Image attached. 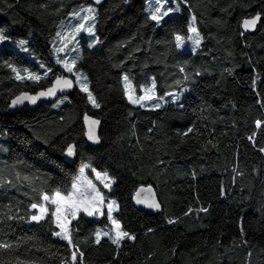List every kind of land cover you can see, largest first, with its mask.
I'll use <instances>...</instances> for the list:
<instances>
[{
	"label": "trees",
	"instance_id": "trees-1",
	"mask_svg": "<svg viewBox=\"0 0 264 264\" xmlns=\"http://www.w3.org/2000/svg\"><path fill=\"white\" fill-rule=\"evenodd\" d=\"M87 5L97 10L98 41L83 44L76 67L100 106L76 88L61 103L9 112L15 95L63 72L51 40ZM145 8L146 0H0V29L26 47H0V243L11 245L0 264H72L73 251L76 264L80 253L82 264H264V0H182L162 23ZM256 13L257 28L243 30ZM192 14L202 40L180 51L176 36L189 33ZM29 54L53 72L23 75L35 68ZM124 72L137 88L154 79L159 95L190 91L179 104L141 107L126 97ZM85 113L101 120L98 146L87 142ZM72 142L74 162L64 157ZM83 163L114 178V218L134 239L95 242L99 227L112 226L105 207L98 219L80 212L71 222L72 245L54 235L51 213L31 221V205L67 193ZM144 183L155 186L160 210L135 204Z\"/></svg>",
	"mask_w": 264,
	"mask_h": 264
},
{
	"label": "rangeland",
	"instance_id": "rangeland-1",
	"mask_svg": "<svg viewBox=\"0 0 264 264\" xmlns=\"http://www.w3.org/2000/svg\"><path fill=\"white\" fill-rule=\"evenodd\" d=\"M181 2H182V0H160V3L163 5V7L161 8V12L168 10V9H172V11H170L167 16H164L163 19L159 23H162L164 21V19L169 17L170 15H174L176 13H179L181 10ZM159 6L160 5L157 4L155 2V0H146L145 10H146L147 14L151 17L152 12H154L155 9ZM89 8H91L93 11L92 12L87 11ZM74 13H78V15H74ZM92 17H94V19ZM96 19H97L96 7L93 5L83 6L80 9L72 12L71 15L68 17V19H66L60 23L55 35L53 36V38L51 40L52 60L60 68H62L63 72L74 77V79L76 80V83H77V88L81 89L82 84H87L88 90L91 93H92V91L90 88L87 73L84 70L78 69L76 67V63L82 55L83 44L85 42L87 43V45H89L91 47L95 46L97 44L98 39H97V35L95 32ZM81 24L84 25V28L80 29V31H77V29L80 28ZM193 26L196 28L197 33L199 34L200 43H201L202 35L197 28L195 17L192 14L190 16L189 29H190V27H193ZM89 28L92 29V32L88 31ZM58 33H59V35H58ZM0 34H2L5 37V39L0 40V47H2L3 45H10V46H13V47H16V48H19L21 50L26 51V47L24 46V44L21 45V43H20L21 40H14V39L10 38L9 36L5 35L1 29H0ZM178 35L183 38L182 42L179 43V45H178L180 51L195 50L197 48L196 44L194 43L195 34L192 33L190 30H189V33L187 35H181V34H178ZM189 37H192L193 39H189ZM177 44H178V42H177ZM59 49H62V51H58ZM29 56H30V59L34 62L35 68H31L33 70H31L28 67H24V68L20 69L19 72H23L22 73L23 75H25L27 77L29 75L39 76L41 78L43 76L47 77L53 72L55 67L52 64H50L46 60L39 58L33 54H29ZM65 62L68 64L69 67H72V69H73L72 72L67 71V69L65 68ZM125 76L128 77V83L131 85L132 94L135 98H138L140 96L145 95V92L143 91V89L151 88L153 82H155V80L152 79V81L149 85H144V86H141L140 88H137L134 86L129 75L126 72H124V73H122V76H121V80H122V84L124 86V89H125V80H124ZM189 91H190V87L185 86L179 92H169L165 95H159L156 92V85H155V89H154L155 97L151 100H144L141 103L144 105L143 107H152V106H155L156 104L162 105L168 101L179 104L182 96L184 94L188 93ZM85 93L88 97V93L87 92H85ZM125 94H126V97L128 98V95L126 93V89H125ZM92 95H93V93H92ZM93 97H94V95H93ZM64 99H65V96H62V97L58 98L54 104L61 103ZM135 105H140V104H135ZM84 165H88V167H90V165L88 163L81 164L79 166L78 173L72 182V185H73V183L79 182L78 187L81 189V191H83L85 188L88 187L87 181H91L92 185L95 186V189L103 197V204L100 205L99 212H96L94 215L89 216V217L94 218V219L100 218L102 215L104 207L108 210L109 203L112 201H115V204L113 205L112 218L114 220H116L114 218V212L117 211V209H118V203L111 196V193L113 192L114 178L107 171H100V170H97L95 168L92 169V174H89V172L87 171L88 167L85 168L83 176H82L80 173V169ZM93 170H95V171H93ZM96 173H100L101 177H103V175L106 173L109 180L111 181L110 186L105 187L104 184L109 183V180H105L102 182V179L97 178ZM71 188H72V186H71ZM71 188L69 191H71ZM89 191H91V189H89ZM61 193L64 195H67V193H63V192H61ZM93 195H95V193H93ZM49 196L51 197V196H53V194L49 195ZM41 204H45V206L48 208V213H52L55 209V205H52L50 203H46L44 200H43V203H41ZM35 210H36V212L34 214H38L39 209H35ZM80 212H83V211H80ZM80 212H78L76 214V218L79 216ZM84 213H86V212H84ZM75 219H73L70 215L68 216V220L70 221V223L68 225L69 230H70L71 222ZM109 221L111 222V225H112L111 227H99L97 229L96 233L97 232H100V233L107 232V233H109V235L108 236H102V237L115 238V236H116L115 226L113 225L112 220L109 219ZM54 222H55V218H54ZM58 231H60L59 228H57L55 232H58ZM121 231H123L122 228H121Z\"/></svg>",
	"mask_w": 264,
	"mask_h": 264
},
{
	"label": "snow or ice",
	"instance_id": "snow-or-ice-1",
	"mask_svg": "<svg viewBox=\"0 0 264 264\" xmlns=\"http://www.w3.org/2000/svg\"><path fill=\"white\" fill-rule=\"evenodd\" d=\"M97 2H99V0H97ZM155 2L157 4H159L160 6L157 7L154 12H152L151 19L153 21H156L157 23H159L163 19L164 16H167L169 14V12L172 11V9H168V10L161 12V8L163 7V5L160 3V0H155ZM87 11L92 12L93 10L91 8H89ZM74 15H78V13H74ZM92 18L94 19V17H92ZM258 18L259 17H257L256 19H258ZM256 19L245 20L244 25H243L244 28L247 29L250 27H254L256 24ZM82 28H84L83 24L80 25V28H78L77 31H80V29H82ZM189 30L195 34L194 43L198 47L200 44V38H199V34L197 33L196 28L193 26V27H190ZM88 31L92 32V29L89 28ZM58 35H59V33H58ZM3 39H5V37L2 34H0V40H3ZM182 39L183 38L181 36H179V35L176 36V40L178 42V45H179V43L182 42ZM189 39H193V38L189 37ZM20 43H21V45H23L25 42L21 41ZM58 51H62V49H59ZM65 68L69 72L73 71L72 67H69L66 62H65ZM13 71H16V70L13 69ZM23 78L24 77H21L19 72H17V79H23ZM28 78L35 80V81H38L40 79L39 76H32V75H29ZM124 80H125L126 93L128 95V99H129L130 103L140 104V106L143 107L144 105L141 103L142 101L151 100L155 97V92H154L155 82H153L151 88L143 89V91L145 92V95L140 96L138 98H135L132 94L131 85L128 83V77L125 76ZM70 87H72V82L70 80L57 79L55 87L48 89V91H46V92L39 93V96H52V95H55V92L57 91V89L62 90L63 88H70ZM81 89L88 93V100L92 103V105L94 107L98 108L100 105L96 102L95 97H93L92 93L88 90L87 84H82ZM39 96H28L26 94L22 95V96H18V97H16L15 100L12 101V104H13V106H15L18 103H22L24 100H29L32 103H35L36 100L39 98ZM159 106H160L159 104L155 105V107H157V108ZM85 120L89 123L88 138L94 142H99V138L96 135V128H95V126L99 124V121L98 120H90L87 116L85 117ZM260 124H261L260 121H256L257 127H259ZM189 131H191V129H189ZM262 151H264V149H262ZM73 154H74L73 148L69 147L68 148V155H73ZM87 167H88V165H84L81 167L80 173L82 176H83L85 168H87ZM93 171H95V170H93ZM96 176H97V178L102 179V182L105 180H109L106 173L103 175V177H101L100 173H96ZM78 183L79 182L73 183L71 191L67 192V195L62 194L59 190H57L53 194V196H51V197L47 194H45L43 196V200L46 203H50L52 205H55V209L51 213V217L55 218L56 226H57V228L60 229V231L55 232L54 235H56L57 237H59L62 240H66L69 245H72V239H71V232H70L69 227H68V225L70 223V221L68 220V216L70 215L73 219H75L76 214L80 211L86 212L87 215L92 216L96 212H99L100 205L103 204V197L95 189V186L92 185L91 181H87L88 187L85 188L83 191H81V189L78 187ZM110 183H111V181L109 180V183H105L104 186L109 187ZM89 189H91V191H89ZM93 193H95V195H93ZM137 195H139V194H137ZM145 202L146 201H141L139 199L137 200V203H145ZM114 204H115V201H112L108 205V218L110 220H112V223L115 226V230H116L115 238H111V237L110 238L112 239L113 244L119 245L120 240H122L123 238L127 237L128 239H134L135 237L130 236L129 233H127V232L121 231V226H120L119 222L112 218V211H113V205ZM148 206L149 207H155V208L159 207V205L156 204L155 202L148 204ZM31 208L32 209H39L38 214H32L31 215V221H35V222L39 223L41 220H45L46 217H48V208L45 206V204H32ZM202 210L206 211V209H202ZM172 222L173 221H169V223H172ZM108 235H109V233H107V232H105V233L97 232L95 242L97 244H99L100 240L102 239V236H108ZM10 247H11V245L8 243H0V249H8ZM73 247H75V246L73 245ZM76 255H77L76 251H73L72 257H71L72 264H76ZM80 256H81V264H82L83 253H80Z\"/></svg>",
	"mask_w": 264,
	"mask_h": 264
},
{
	"label": "water",
	"instance_id": "water-1",
	"mask_svg": "<svg viewBox=\"0 0 264 264\" xmlns=\"http://www.w3.org/2000/svg\"><path fill=\"white\" fill-rule=\"evenodd\" d=\"M104 1L105 0H99V2H97V0H93V2L96 5H101ZM257 17H259V18L256 19ZM261 17H262L261 13H256V14H254L252 16L245 17L242 20V24H241L242 25V29L245 30V31L256 29L257 26L260 23ZM253 19H256L255 26L245 29L244 26H243L244 25V21L245 20H253ZM57 79L70 80L72 82V87L63 88L62 90L61 89H57V91L55 92V95H52V96H39V93L46 92V91H48V89L55 87ZM76 88H77V83H76V80L74 79V77L69 75V74H66L65 72H61V73H59L58 75H56L53 78V80H52L50 85H48L46 87H43V88H39L36 91L26 90V91H22V92L18 93L17 95H15L10 100V103H9V106H8V111L9 112H17V111L21 110L22 108H24L26 106H29L31 109H35L36 107H38L39 105H41L43 103L53 104V103H55L57 101L58 98H60L62 96H69ZM25 94L28 95V96H39V98L36 100L35 103H32L29 100H24L22 103H18L15 106H13L12 101L15 100L16 97L22 96V95H25ZM86 116L90 120H98L99 121V124L95 126L96 135L99 138V142H94V141H92V140H90L88 138L89 123L85 120ZM83 123H84V128H85V136H86L88 144L90 146H98L100 144V142H101V138H100L101 120L97 116L92 114V113H85V115L83 117ZM69 147L73 148V152H74L73 155H68V148ZM64 157H65V159L67 161H70V162H74L76 160V157H77V146H76L75 142L70 143L66 147V149L64 151ZM137 194H139V195H137ZM138 199L141 200V201H146V202L145 203H137ZM134 202L139 208L145 209L147 211H158L161 208V202H160V199H159V196H158V192H157L155 186L153 184H151V183L141 184L136 189V191L134 193ZM152 202H155L156 204H158L159 207L158 208L149 207L148 204H150Z\"/></svg>",
	"mask_w": 264,
	"mask_h": 264
}]
</instances>
